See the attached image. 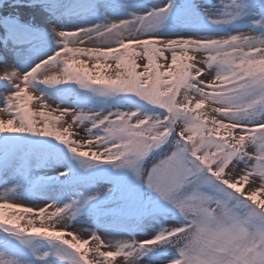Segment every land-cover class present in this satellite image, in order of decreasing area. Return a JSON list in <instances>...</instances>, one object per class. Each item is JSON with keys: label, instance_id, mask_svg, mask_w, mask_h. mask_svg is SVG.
I'll list each match as a JSON object with an SVG mask.
<instances>
[{"label": "snow or ice", "instance_id": "snow-or-ice-1", "mask_svg": "<svg viewBox=\"0 0 264 264\" xmlns=\"http://www.w3.org/2000/svg\"><path fill=\"white\" fill-rule=\"evenodd\" d=\"M0 264H264V0H0Z\"/></svg>", "mask_w": 264, "mask_h": 264}, {"label": "rangeland", "instance_id": "rangeland-1", "mask_svg": "<svg viewBox=\"0 0 264 264\" xmlns=\"http://www.w3.org/2000/svg\"><path fill=\"white\" fill-rule=\"evenodd\" d=\"M197 2H203V0H197ZM212 2H215V0H212ZM78 138V137H77Z\"/></svg>", "mask_w": 264, "mask_h": 264}]
</instances>
